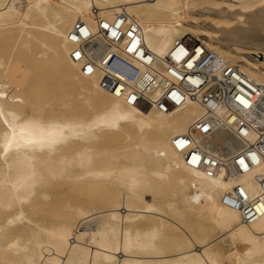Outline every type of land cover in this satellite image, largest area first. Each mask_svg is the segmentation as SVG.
Instances as JSON below:
<instances>
[{
  "label": "bare ground",
  "instance_id": "1",
  "mask_svg": "<svg viewBox=\"0 0 264 264\" xmlns=\"http://www.w3.org/2000/svg\"><path fill=\"white\" fill-rule=\"evenodd\" d=\"M78 21L107 41L100 22L111 23L121 58L132 41L159 61L149 102L127 103L121 82L102 87L97 67L83 73L71 58ZM186 33L201 36L213 65L264 87V0H0V264H264V146L239 158L238 144L258 132L230 128L199 160L197 143L220 140L195 128L215 100L179 81L198 80L186 71L196 57L184 56ZM50 74L61 93L50 92ZM171 82L182 92L161 110L155 99Z\"/></svg>",
  "mask_w": 264,
  "mask_h": 264
},
{
  "label": "built area",
  "instance_id": "2",
  "mask_svg": "<svg viewBox=\"0 0 264 264\" xmlns=\"http://www.w3.org/2000/svg\"><path fill=\"white\" fill-rule=\"evenodd\" d=\"M118 15L121 20L126 21V14L124 12H120ZM121 24L113 23V26L119 29ZM109 25H111L109 22L105 25L102 21L100 22V29L109 38L107 41L101 35H96L93 32H87L86 35H83L80 27H83L84 23L83 21H78L72 30L77 33L79 38H76V40H79V43L75 51L71 53V58L76 61L81 60V67L84 74H90L93 68L96 67L101 69L100 85L110 91L115 92L121 82L117 92L126 98L127 103L137 104L140 102L142 104L145 100L149 102L143 94L145 91L157 85L158 77L156 72L158 70L156 66H158L159 61L152 65L154 63L152 59L148 61L143 60L141 56L148 54L146 48L144 51H141V56H138L134 51L142 43L138 42L131 50L132 41L126 47V52L130 58L119 57L114 52V49L120 47L117 40L121 32L119 31L118 36L115 38L114 35L110 34ZM130 28L135 31L132 26ZM179 42H182L187 49L184 56H196L194 58V64L186 67V71L197 75L194 77L198 78L196 82L189 81L187 78L183 80L180 78L179 81H181L182 86L189 90L190 93L205 86L203 101H206L208 98H213L216 102L214 105L208 106L209 115L207 117L203 116L196 120L195 128L199 129L202 133H208L210 135L216 130L220 141L218 142L213 138L203 141L202 145L197 143L193 149L199 152V160L204 156L215 155L214 152L219 151L221 145L224 146V137L226 138L227 134L231 133L230 128H238V132L242 136L245 134L243 131H248L249 129H254L258 132L255 144H245L244 141L238 144L240 146L237 152L239 158L243 157L249 150L253 151L255 148H262L264 146V87L254 85L257 89V92H255L250 85L241 79L233 78L232 74L229 75L230 69L223 62L216 60V64L213 65L215 59H217L216 54L212 50H206L202 41H198L193 36L185 34ZM133 58L140 60L143 64ZM163 59L175 65L172 57L165 56ZM214 67L221 71L220 76L212 74ZM233 68L232 71H234ZM115 72L121 74L124 78L117 77ZM176 88L177 90L174 91ZM179 92L182 91L176 83H168L164 92L159 98L155 99V102L161 110H166L170 105H176L178 103L176 98ZM235 92L237 94L242 93L248 99L249 104L244 105L234 98L232 93ZM253 93L254 96L252 97L251 94ZM191 97L195 96L191 94ZM237 104L239 106H236ZM216 107L222 109L225 115L233 112L234 119L226 122L224 118L214 116L213 113H215ZM183 137H187V143L185 145L189 144V135L185 133ZM175 145L176 147L178 146L176 143ZM236 164L239 166L237 160ZM224 200L226 201V199Z\"/></svg>",
  "mask_w": 264,
  "mask_h": 264
},
{
  "label": "rangeland",
  "instance_id": "3",
  "mask_svg": "<svg viewBox=\"0 0 264 264\" xmlns=\"http://www.w3.org/2000/svg\"><path fill=\"white\" fill-rule=\"evenodd\" d=\"M16 32H19V31H16ZM187 35H191V36H193L194 38H196L198 41H201L200 39H202L201 38V36H199V35H196V34H193V33H186ZM22 48H25V45H24V47H23V45L21 46ZM42 48V47H41ZM36 49V54H35V57L36 58H38L44 65H46V56H43V57H41L40 55H42V52H40L39 53V47H37V48H35ZM38 49V50H37ZM37 55V56H36ZM41 57V58H40ZM49 77H50V92L51 93H57V91L59 92V93H61L63 90H64V87H63V85H62V82L59 80V79H55V76H53V75H49ZM70 86H68V88H69ZM56 101L55 100H53V103H55ZM55 104H58V103H55ZM65 196H67V197H69V196H73V199H77V198H83L84 197V194H82V193H77V192H70V191H67L65 194H64ZM149 198H150V196H149ZM218 235L219 234H215L214 236H213V239H215L216 237H218ZM227 242L228 241H226L225 240V242H224V244H227Z\"/></svg>",
  "mask_w": 264,
  "mask_h": 264
}]
</instances>
